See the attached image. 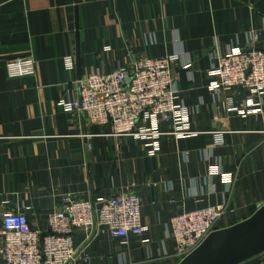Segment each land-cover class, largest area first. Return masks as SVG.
Listing matches in <instances>:
<instances>
[{"label": "crops", "instance_id": "crops-1", "mask_svg": "<svg viewBox=\"0 0 264 264\" xmlns=\"http://www.w3.org/2000/svg\"><path fill=\"white\" fill-rule=\"evenodd\" d=\"M251 48L264 49V0H0V230L5 214L24 211L47 232L63 199L134 185L145 234L120 242L77 231L74 264H180L176 217L216 206L226 210L219 229L232 213L250 219L264 205V96L250 106L249 92L218 97L210 86L221 56ZM179 55L175 87L194 134L162 136L154 156L148 141L112 136L110 125L59 105L77 100V82L90 75ZM19 58L36 62V76L8 79L7 62Z\"/></svg>", "mask_w": 264, "mask_h": 264}, {"label": "built area", "instance_id": "built-area-1", "mask_svg": "<svg viewBox=\"0 0 264 264\" xmlns=\"http://www.w3.org/2000/svg\"><path fill=\"white\" fill-rule=\"evenodd\" d=\"M181 59L180 55L142 59L111 74L90 75L77 82V100L63 99L59 105L68 113H86L95 126L110 125L112 136L148 141L146 147L154 156L160 151L162 136L194 134L190 112L175 87L174 65ZM66 63L73 68L74 58L69 56ZM189 68L187 63L181 66L182 70ZM5 69L10 80L31 78L37 72L32 58L10 60ZM211 76L210 90L216 96L244 90L250 94L251 106L255 98L264 96V49L231 50L218 59ZM229 111L237 109L229 107ZM162 124H170L173 130L164 133ZM217 136L221 138V133ZM224 180L232 182L233 178L225 175ZM134 188L110 198L63 199L61 209L49 218L47 232L34 229L24 211L5 214L0 230V264H74L81 257L75 244V234L80 230L89 240L99 234L120 242L143 236L142 202ZM225 214L224 207L210 206L176 217L170 236L177 255L183 260L196 251ZM84 261L88 263L90 258Z\"/></svg>", "mask_w": 264, "mask_h": 264}, {"label": "water", "instance_id": "water-1", "mask_svg": "<svg viewBox=\"0 0 264 264\" xmlns=\"http://www.w3.org/2000/svg\"><path fill=\"white\" fill-rule=\"evenodd\" d=\"M264 255V205L248 220L230 215V226L217 228L180 264H261Z\"/></svg>", "mask_w": 264, "mask_h": 264}]
</instances>
